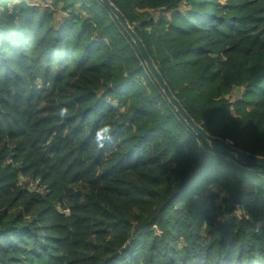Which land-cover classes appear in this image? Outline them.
I'll return each mask as SVG.
<instances>
[{"label":"trees","instance_id":"16d2710c","mask_svg":"<svg viewBox=\"0 0 264 264\" xmlns=\"http://www.w3.org/2000/svg\"><path fill=\"white\" fill-rule=\"evenodd\" d=\"M112 1L191 116L264 156V0ZM0 264H264V166L187 125L101 0H0Z\"/></svg>","mask_w":264,"mask_h":264},{"label":"water","instance_id":"95a60500","mask_svg":"<svg viewBox=\"0 0 264 264\" xmlns=\"http://www.w3.org/2000/svg\"><path fill=\"white\" fill-rule=\"evenodd\" d=\"M103 4L116 16L122 27L129 34V36L134 41L138 52L145 62L149 72L153 76V78L158 83L159 87L164 92L165 96L168 98L169 102L175 107L179 115L185 120L187 125L199 136L210 142V145L213 149L225 153V154H233L237 159L247 163H253L257 165L264 166V156L255 154L253 152L244 150L229 140L222 138L218 135L212 134L208 132L204 126L198 123L191 114L184 107L182 102L178 99V97L172 91L170 85L164 78L160 69L156 65L152 55L150 54L148 48L146 47L142 38L138 35L134 26L129 22L126 15L116 6V4L112 0H101Z\"/></svg>","mask_w":264,"mask_h":264},{"label":"clouds","instance_id":"9594fccd","mask_svg":"<svg viewBox=\"0 0 264 264\" xmlns=\"http://www.w3.org/2000/svg\"><path fill=\"white\" fill-rule=\"evenodd\" d=\"M111 106L118 112H124L126 109L118 101H110ZM67 108H61L58 115L60 117H66L68 115ZM113 125L111 123H104L102 126L98 127L93 135V143L96 144L98 148L103 149L106 144L113 142Z\"/></svg>","mask_w":264,"mask_h":264},{"label":"built area","instance_id":"2783aa9c","mask_svg":"<svg viewBox=\"0 0 264 264\" xmlns=\"http://www.w3.org/2000/svg\"><path fill=\"white\" fill-rule=\"evenodd\" d=\"M238 214H240L239 210L237 211Z\"/></svg>","mask_w":264,"mask_h":264}]
</instances>
